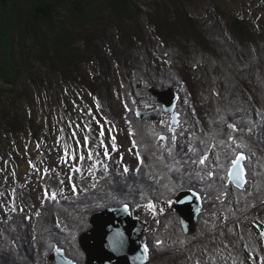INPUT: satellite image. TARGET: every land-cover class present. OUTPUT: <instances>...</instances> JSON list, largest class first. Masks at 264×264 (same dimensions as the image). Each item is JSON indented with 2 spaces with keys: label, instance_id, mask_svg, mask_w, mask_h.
I'll list each match as a JSON object with an SVG mask.
<instances>
[{
  "label": "trees",
  "instance_id": "1",
  "mask_svg": "<svg viewBox=\"0 0 264 264\" xmlns=\"http://www.w3.org/2000/svg\"><path fill=\"white\" fill-rule=\"evenodd\" d=\"M34 1L38 3L35 9L26 13L25 19L21 12V17L22 21L27 20L28 26L37 29V33L30 37L31 42L39 39L40 48L47 46L49 40L53 48L56 45V49H53L56 59H50L48 50L45 52L47 57L39 59L50 73L55 74V66L61 65L58 70L61 74L72 73L75 69L77 74H82L85 70L80 65L85 62L91 64L96 59L99 78L91 77L89 74L92 72L87 70L88 74L85 73L84 80L76 87L92 97L98 96L96 101L103 116L107 114L110 102L108 80L112 75H118L123 84V93L128 94L126 97L150 96L158 105L157 112L161 116L165 115L157 98L151 96L150 89L153 86L157 90L173 87L186 103L184 109L182 107L178 111L181 120L179 129L189 141L184 144L179 137L163 150L159 136L173 135L169 131V127L174 128L170 118H163L162 124L141 121L136 115L141 108L138 109L136 104L133 110L127 103L128 113H132L126 115L127 122L139 153V165L135 172H119L114 160L107 161L106 170L96 172L94 184L76 178L80 186H77L79 192L75 196L64 195L60 190V179L48 175L43 184L49 196L53 191L58 193L57 200L43 201L34 217V225L33 216L25 212L18 214L15 211V215H9L4 222L0 218V264H53L49 258L56 248L65 250L76 263L84 264L82 260L85 256L80 257L82 251L78 238L89 231L88 222L94 213L124 203H129L134 210L149 202L154 206L174 203L177 194L186 189L197 190L204 200L199 225L192 236L184 234L176 213L166 211L155 216L149 211L140 214L145 223L151 221V229L155 231L144 236L143 242L150 259L148 264H197L198 260L201 264H233L232 258L236 259V264H241V261L253 264L252 258L256 259V264H260L259 258L264 256V237L260 236V231L264 230V35L252 29L249 20L229 11H225L219 21L225 29L214 34L209 24L204 25L199 20V25L193 26L194 34L189 33V38L179 35L178 30L171 31L168 26L170 19L159 20V16L152 15L150 22L155 24L154 35L163 43L160 49L147 39L139 23L135 0ZM166 1L176 15L177 8H185L186 0ZM156 2L154 7L157 8L161 0ZM2 5L13 6L15 12L19 13L15 0H0ZM60 8L69 14L65 24V20L61 22ZM129 8L132 11L128 12ZM164 11L169 15V10ZM219 11L217 8L216 12ZM184 13L188 22L195 20L187 12ZM224 17L227 22L223 21ZM130 19L135 21L136 28L126 26ZM111 28L118 31L117 39L111 36ZM59 29L62 30L60 38L54 33ZM9 31V36H0V44L4 42L8 47L11 43L12 47L15 45L11 40L14 32ZM171 33L173 36H170ZM91 36L99 42L96 53L90 50ZM80 44L90 52L86 59L78 56ZM154 50H157L160 60L169 62L166 66L160 67L153 62ZM13 52L12 48L8 58ZM64 54L67 57L61 59ZM68 68H72V71ZM0 71V81L13 85L20 99L33 104L27 87L24 89L26 91L20 92L19 84H22L16 82L20 80L19 77L8 80L6 68ZM176 79L179 91L172 85ZM161 80L170 82V86L157 83ZM186 80L189 81L190 90ZM11 106L1 104L0 114L9 128L5 130L6 133L14 137L24 130V126L20 123L19 107ZM117 122L112 120L114 125ZM228 124L235 125L236 130L228 128ZM26 127L31 139L48 141L47 132L42 124L37 123L35 116L30 115ZM229 136L233 139H229ZM210 143L214 146L211 153L219 155V161L217 158L210 161ZM200 144L206 147L199 153L196 147ZM238 144L245 147L238 148ZM190 148L195 151H190ZM185 150L190 154L187 155ZM162 151H165L164 154ZM242 151L247 154L245 165L248 181L244 189L239 190L228 185L227 181L231 158ZM201 156H207L203 166L197 162ZM250 165L253 167L250 168ZM252 170H256L255 175ZM208 171H212L214 176L209 178ZM225 192L227 195H224ZM20 194L22 204L31 207L32 194L27 190H20ZM154 217L158 220L156 223ZM35 225L42 228L41 253H35V244L28 249L26 247ZM229 229L232 231L229 232ZM8 231H15L19 237ZM222 232L224 235H221ZM19 242L25 247L23 252L17 250L16 244L19 245ZM223 244L228 247L225 249Z\"/></svg>",
  "mask_w": 264,
  "mask_h": 264
},
{
  "label": "rangeland",
  "instance_id": "2",
  "mask_svg": "<svg viewBox=\"0 0 264 264\" xmlns=\"http://www.w3.org/2000/svg\"><path fill=\"white\" fill-rule=\"evenodd\" d=\"M99 1L102 2L105 0ZM135 1H137L135 2L137 3L135 4V6L138 8L139 23L144 29L147 39L153 42L156 47L159 46L160 49L161 47L163 48V43L161 39L154 35L155 32L153 30L155 24L150 22V18L152 15L159 16V20L167 18L169 21L170 19L171 22L174 24L172 25L171 22L170 24H168L170 30H178L177 33L179 35H183V37L189 38V33L194 34L193 32L195 29L193 26L199 25V20L202 24L204 23V25L209 24L211 26V31L214 34H216V32H218L219 30L225 29V26L222 27V24H220L219 21L224 16L223 13L225 11H229L233 12L238 17L246 18L247 20H249L252 29L259 31L264 35V0H186L184 6L185 8H177L178 15L174 13L175 10H173L169 6L166 0H161L160 5L157 8L156 6L154 7V4L156 5L157 3L156 0ZM15 4L16 6H18L17 10L19 13L15 12L13 6H0V36H3V38L6 37V35L9 36L11 34L9 30H12L14 33L11 40L14 41L15 44L12 45V47L11 43L8 47L7 44L4 42L2 45L0 44V70L6 68L8 73V80H17V78L19 77L20 80H17L16 82L22 84H19V87L21 88L20 92L26 91L24 89L25 87H27L28 91H30L33 104L26 102L24 98L20 99L18 97V94L14 92L15 89L13 85L5 81H0V105L2 104L8 106L9 104L10 106L13 105L14 108L19 107L18 113L21 115L22 118L20 123L24 126V130L22 132H19L17 136L13 137L11 135H8L5 131L9 130L8 126L6 125V120H2L3 117L2 114H0V192L4 193V196L0 197L1 214H3L6 208L11 210V208L13 207V200L15 206V199H18L17 192L20 191L18 187L21 188V186L23 190L27 189V191L33 195L34 203L37 204V206L42 204L41 202L44 197L45 188L41 183V180H45L43 171L45 168L49 169V173H53V179L55 178L54 176H56L58 179H60L59 182L61 180L64 181V183L60 186V190L64 195L67 196H75V194L79 192L77 186L80 185L76 183L77 181H75L77 179H85L91 184H94L95 180L97 179L96 172H98V170H105L104 167L106 166V162L110 158H113L116 161V168L119 172H124L125 168L128 169L127 172H135L139 165V160L137 156V148L133 147L132 143V131L127 122L128 118L126 117V115L130 114L131 112L129 111L128 113L126 104L129 103L132 106L133 110L135 109L134 106H136L137 104L138 109L141 108V111L143 110L146 113L150 112L152 114L158 113L157 111L159 109L158 105L151 100L150 96L137 97L135 95L138 100L136 98L130 99L126 97L128 94L123 93V84L119 79L118 75H112L108 80V86L111 90L108 99L110 100V102L108 103L107 114L103 116L100 111L101 107L96 101L98 96L92 97L86 91L76 87V84L79 85L84 80V77L86 76L85 73H87V70L92 72L89 74L91 77L96 76L99 78V68L98 64L95 61L96 59L92 61L91 64L85 62V64L80 65V68L83 67V70H85L82 72V74H77L76 69L75 71L73 70L72 73L69 71V73L65 72L64 74H61V72L58 71L60 70L59 67L61 65L55 66V74L50 73L49 69L43 64H41L39 59H44V56L47 57V55L45 54L47 50L49 52L50 59H56V56L54 55L55 51L53 50L56 49V45L53 48V44L50 43L51 41L49 40L47 46L40 48V46L38 45L40 44L39 39H36L35 41L31 42L30 37L31 35H35V33H37V29L35 30V28H31V26H28L27 20L22 21L21 17L22 12L23 18L25 19L26 13L28 14L30 10L33 11L38 3L34 0H15ZM217 8L220 10L219 13L216 12ZM164 9L169 10V15H167ZM129 11L132 10L129 8L128 12ZM59 12H61L62 14L61 22H64L65 20L63 24L67 23L66 19L68 18L67 16H69L68 12L64 8H60ZM184 12H187L189 15L194 17L195 20H193L192 23L188 22L183 15ZM221 14L223 15L221 16ZM147 20H149L148 23ZM223 21L227 22V19L224 17ZM28 22H30V20ZM165 25L166 24H164V26ZM126 26L136 28L135 21H131L130 19V21L126 22ZM61 32L62 30L60 29L57 30V32L54 31L58 38L61 37ZM110 34L112 37H114V39H117L118 31H114V29L111 28ZM170 36H173V33H171ZM92 37L93 36H91V38L89 39L90 42H92L90 50H94L93 53H96V46H98L99 42H96ZM77 46L79 45H76V47ZM83 47L84 46L80 44V53L78 54V56L84 57V59H86L89 57L88 54L90 52L88 50H85ZM12 48L14 52L10 55V58H8V54L9 52H11ZM156 52L157 50H154V52L152 53L153 62H157L160 67L166 66L169 62H166L165 60H160L159 57L156 56L158 53ZM67 56H69L68 53ZM67 56L66 54H64L63 58L61 59H65ZM5 60H8V64ZM86 65H89V67H87ZM91 65L94 67V70L92 69ZM68 69L72 71V68ZM134 73L135 72H133V78ZM61 75L62 77L65 76L63 77L65 81L62 79ZM159 82L162 83V85L166 84L170 86V82L168 81L163 82L161 80L157 83ZM187 82L188 89L190 90L189 81ZM173 83L174 84L172 85H175L177 90L179 91L177 79L174 80ZM154 88L157 90L156 87ZM170 88L173 89V87H169L168 89ZM182 94L184 95V93ZM234 95H236L235 92ZM151 96L153 95L151 94ZM175 99L176 104H178V111H180V108L182 107L184 109V105L186 103L185 100L182 99L181 95L177 94ZM157 101L162 109L163 106L158 100V98ZM102 111H105L103 107ZM162 112L165 116H161L158 113L157 119L154 120L155 123L161 122V120L163 121V118L171 116L165 113L163 109ZM30 115L35 116L37 123L42 124L43 128L47 132L46 135L49 138L47 142L42 138L36 140L31 139V135L26 127L27 123L30 120ZM136 115L138 118L137 112ZM114 119L118 121L116 125L112 123V120ZM178 121L179 125L173 124L176 133V139L181 137L182 139H180V141L185 144V141L188 142L189 140L187 136H184L180 132V113ZM101 130H103V135H101ZM73 133H75V135H73ZM85 137L88 138L87 143H85ZM113 137H115V149H113ZM194 137L195 136H192V138ZM168 138L169 139L163 141L159 140L160 146L163 150L166 149L168 144L174 142L170 139L171 137ZM101 141H103V143H101ZM65 145H67L68 148L67 163H65L62 159V157L65 156ZM208 145L211 146L210 154L208 153L209 159L211 161V158H217V155L211 153L213 151L214 146H212L211 143ZM205 147L206 146L200 144L196 148L197 151L200 153L202 151V148ZM105 148H107L108 150V156L104 155ZM176 148L178 150V147ZM185 151L187 152V155L190 154L188 150ZM89 152L93 153L90 159L87 156ZM163 152L165 151H162L161 153L164 154ZM73 153H75L76 159L72 158ZM241 153H243V151ZM81 154L85 156V159L83 161L79 160V156ZM243 154L247 155L245 153ZM29 161H31V164L29 163ZM153 163L154 162L152 161V164ZM93 164L96 165L94 169H92L91 167ZM32 165H35V169L32 167ZM73 166L79 167L81 169V172H72L70 169ZM244 166L245 170H247L245 163ZM250 166L252 167L253 165ZM255 172L256 170L252 173L255 175ZM13 173H15V175H13ZM70 176L72 177L71 180H69ZM73 183H75L76 185L75 192H73L72 190ZM12 189H15V197L11 195ZM21 198L22 195L20 194L19 202H22ZM136 201L139 200L137 199ZM173 205L174 203L167 202L164 205L154 206L155 213L153 211L147 210L146 208H144V211L142 210V213L144 214L150 211L155 216H158L159 213L166 211L176 213L175 210H173ZM129 207L130 209H133L132 206ZM18 209H23V211L19 212L18 214H24V211L30 213L36 211V207L34 206H31V208L30 206H21V208ZM104 210L105 209L101 211ZM33 214H36V212ZM10 215H15V213H11ZM7 219L8 218H5L2 221H7ZM58 219L59 218H57V220ZM154 221L156 223L158 221L157 218L154 217ZM32 224H35L34 219H32ZM88 224V228L90 231L93 228L92 218L89 219ZM8 232L14 233L15 231ZM153 232L155 231L151 229V221L147 222L145 232L141 237L142 242L144 241V236H146V234H152ZM15 235L19 237V234ZM80 236L78 238L79 245ZM41 240L42 228L40 226L35 225L33 227L30 237L28 238V244L26 245L27 249L30 248V246H34L35 244V253H41ZM143 245L145 246V244ZM16 246L18 247V252L21 250L22 252L24 251L23 248L25 247L21 242H19V245L16 244ZM57 249L58 248H56L55 250ZM80 249L82 251L80 257L85 256V258L83 257L84 260H82L85 264L86 254L82 250L81 245ZM146 256V264H148V261L150 260L149 254L147 253ZM50 262L55 264L54 261L50 260Z\"/></svg>",
  "mask_w": 264,
  "mask_h": 264
},
{
  "label": "water",
  "instance_id": "3",
  "mask_svg": "<svg viewBox=\"0 0 264 264\" xmlns=\"http://www.w3.org/2000/svg\"><path fill=\"white\" fill-rule=\"evenodd\" d=\"M150 92L161 102L164 112L171 115L174 124L173 120L174 118L178 120L179 114L175 112L176 94L173 89L159 91L153 87ZM138 118L156 120L157 114L138 113ZM246 159L241 161L243 168ZM238 171V168L233 170L231 177L228 173V184L242 190L247 183V172L244 168L243 179L246 183L238 188L235 182ZM175 202L173 209L179 214L183 232L187 236H192L198 228L203 205L202 197L194 190H185L178 193ZM91 218L93 228L80 236V245L86 254L85 264H146L147 256L141 237L147 225L140 220H134L128 206L110 208L94 214ZM50 260L55 264H77L62 249L55 250Z\"/></svg>",
  "mask_w": 264,
  "mask_h": 264
},
{
  "label": "snow or ice",
  "instance_id": "4",
  "mask_svg": "<svg viewBox=\"0 0 264 264\" xmlns=\"http://www.w3.org/2000/svg\"><path fill=\"white\" fill-rule=\"evenodd\" d=\"M173 123L174 124H177V125H179V121L177 120V119H175L174 118V120H173ZM228 126V128H230V129H233V130H236V127H235V125H233V124H228L227 125ZM169 131L170 132H172L173 133V135L171 136V140L172 141H175L176 140V133H175V129L174 128H172V127H169ZM73 135H75V133H73ZM101 135H103V130H101ZM133 135H134V133H133ZM87 137H85L84 138V140H85V143H87ZM166 139H169L168 137H166V136H164V135H160L159 136V140H161V141H163V140H166ZM229 139H233L231 136H229ZM234 142V141H233ZM77 143H79V142H77ZM101 143H103V141H101ZM112 143H113V149H115V137H113L112 138ZM133 147H136V142H135V140H133ZM38 147H39V145H38ZM237 147L239 148V147H245V145H243V144H238L237 145ZM190 151H195V149H189ZM171 150H169V152H170ZM67 155H68V148H67V145H65V156L64 157H62V159L64 160V162L65 163H67ZM92 155H93V153L92 152H89L88 154H87V156H88V158L90 159L91 157H92ZM104 155L105 156H108V150H107V148H105V152H104ZM137 156L139 157V153L137 152ZM72 158L73 159H76V155H75V153H73L72 154ZM85 159V156L83 155V154H81L80 156H79V160L80 161H83ZM246 159V157L242 154V153H235L234 155H233V157L231 158V165H232V167L228 170L229 171V177H231V175H232V173H233V170H235V169H239V171L236 173V186L239 188V187H242V185H243V183H246V180H244L243 179V176H244V168H243V166L241 165V161H243V160H245ZM207 160V156H201L199 159H198V163H199V165H205V161ZM217 161H219V155H217ZM29 163L31 164V161H29ZM141 163H143V161L141 160ZM32 167L35 169V165H32ZM92 169H94L95 167H96V165L95 164H93L92 166ZM38 170V169H37ZM72 172H74V173H78V172H81V169L79 168V167H75V166H73V167H71V169H70ZM106 170V169H105ZM44 177L45 178H47V176H48V173H49V169H47V168H45L44 170ZM124 171L125 172H127L128 171V169L127 168H125L124 169ZM90 174H91V172H90ZM13 175H15V173H13ZM207 175H208V177L209 178H211V177H213L214 176V173L212 172V171H208L207 172ZM72 179V177L70 176L69 177V180H71ZM221 179H223V177H221ZM230 182H231V180H230ZM64 183V181L63 180H61L60 181V184H63ZM72 190H73V192H75L76 191V185H75V183H73V185H72ZM11 195L13 196V197H15V195H16V192H15V189H12V191H11ZM57 195H58V193L56 192V191H53V192H51V195L49 196V193H48V190H47V187H45V191H44V199H50L51 201H56L57 200ZM224 195H227V192H225L224 193ZM2 196H4V193L3 192H0V197H2ZM146 209L147 210H150V211H154V205L151 203V202H149L146 206ZM16 209H15V206H14V200H13V207L11 208V211H15ZM21 211H23V209H21ZM227 219V218H226ZM257 227H259V225H257ZM232 230L231 229H229V232H231ZM221 235H224V233L222 232L221 233ZM260 236L261 237H264V230H261L260 231ZM221 243H223V242H221ZM223 247L226 249L228 246H227V244H223ZM59 251V250H58ZM147 251H148V249H147V246H145V249H144V252L145 253H147ZM250 258H251V253H250ZM233 259V264H236V259L235 258H232ZM252 260H253V264H256V259L255 258H252ZM259 261H260V264H264V256H261L260 258H259ZM197 264H201V261H197ZM241 264H244V262L243 261H241Z\"/></svg>",
  "mask_w": 264,
  "mask_h": 264
},
{
  "label": "bare ground",
  "instance_id": "5",
  "mask_svg": "<svg viewBox=\"0 0 264 264\" xmlns=\"http://www.w3.org/2000/svg\"><path fill=\"white\" fill-rule=\"evenodd\" d=\"M23 4V3H22ZM92 13H93V11H92ZM150 14V13H149ZM208 14V13H207ZM71 15V14H70ZM109 18V17H108ZM111 22V21H110ZM6 26V25H5ZM225 36V35H224ZM93 38V37H92ZM21 42V41H20ZM86 48V47H85ZM88 48V47H87ZM25 51V50H24ZM94 51V50H93ZM84 52V51H83ZM157 53V52H156ZM154 55V54H153ZM7 56V55H6ZM157 56V55H156ZM160 62V61H159ZM147 63V62H146ZM161 63V62H160ZM5 70V69H4ZM241 71V70H240ZM229 84V83H228ZM102 106V105H101ZM101 111V110H100ZM250 130V129H249ZM206 150V149H205ZM202 151H203V149H202ZM206 152V151H205ZM210 154V153H209ZM224 157H226V154L224 155ZM229 159V158H228ZM217 163V162H216ZM216 166V165H215ZM251 167V166H250ZM253 167V166H252ZM251 167V168H252ZM216 169V168H215ZM247 171V170H246ZM252 171H254V170H252ZM228 180H229V177H228ZM197 191V190H196ZM148 253V252H147ZM146 253V254H147Z\"/></svg>",
  "mask_w": 264,
  "mask_h": 264
}]
</instances>
